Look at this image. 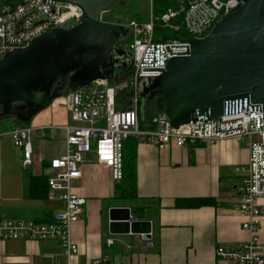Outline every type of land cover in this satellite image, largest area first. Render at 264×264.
I'll return each mask as SVG.
<instances>
[{"label": "built area", "instance_id": "2783aa9c", "mask_svg": "<svg viewBox=\"0 0 264 264\" xmlns=\"http://www.w3.org/2000/svg\"><path fill=\"white\" fill-rule=\"evenodd\" d=\"M176 1V11L168 10L159 17L150 14L143 23L131 22L125 26L131 31L126 53L132 63V73L124 82L127 83L125 104L131 106V110L115 109L117 95L108 81H95L67 97L72 119L77 125L62 128L65 151L49 160L46 181L48 201H55L54 194L62 193L59 197L61 210L44 223L0 219V242L57 241L67 264H70L78 253L71 239V227L86 204L85 199L73 193L72 185L81 178L86 156H93L92 162L106 168L112 182L117 184L122 178V146L129 137L158 150L171 143L181 148L232 140L245 145L248 150L247 164L235 168L239 177L235 188L238 211L244 217L241 228L248 234V239L236 249L217 248L216 256L233 264H264V249L258 237L261 215L258 202L264 199V109L249 106L232 110L216 121L196 118L176 130L168 125L161 113L154 117L153 129H139L138 98L142 85H148L160 76L167 62L174 56L185 54L188 48L187 41L154 42L155 23L168 27L180 17L189 38L201 39L222 16L242 4V0ZM81 17L82 10L74 4L47 0L1 1L0 59L27 47L34 39L54 29L75 26ZM31 133V129L23 127H13L8 133L13 146L21 151V166L24 169L32 165Z\"/></svg>", "mask_w": 264, "mask_h": 264}, {"label": "crops", "instance_id": "0c3cea01", "mask_svg": "<svg viewBox=\"0 0 264 264\" xmlns=\"http://www.w3.org/2000/svg\"><path fill=\"white\" fill-rule=\"evenodd\" d=\"M69 110L67 98L57 99L30 120L32 165L27 169L22 168L21 151L8 135L20 126L0 124V219L43 223L42 217L49 221L61 210V192L54 194L53 202L47 197L45 202L28 200L23 185L27 176L47 178L49 160L64 153L62 128L77 125ZM153 128L147 123L143 130ZM135 154V202L147 207L144 221L151 223L149 239L109 234V209L124 207L111 204L115 183L109 171L88 155L80 180L72 185L73 193L86 204L71 227L78 253L70 264H233L216 256V249H236L248 239L241 228L244 217L238 211L235 192L239 183L235 168L247 164L246 146L223 140L181 148L171 143L158 150L137 140ZM34 165L37 173L30 171ZM183 199H212L213 204L175 209L174 202ZM258 206V237L264 249V199ZM0 264H67V258L57 241H4L0 242Z\"/></svg>", "mask_w": 264, "mask_h": 264}, {"label": "water", "instance_id": "95a60500", "mask_svg": "<svg viewBox=\"0 0 264 264\" xmlns=\"http://www.w3.org/2000/svg\"><path fill=\"white\" fill-rule=\"evenodd\" d=\"M47 1L74 4L82 17L75 26L54 29L0 59V119L27 124L48 103L95 81H126L111 60L123 57L116 46L131 31L100 21L119 0ZM187 44L185 54L172 57L160 76L142 85L141 122L145 103L155 97L174 130L196 118L216 121L232 110L264 109V0H242L205 37L189 38ZM108 220L112 236L148 240L151 234V223L135 220L126 207L110 208Z\"/></svg>", "mask_w": 264, "mask_h": 264}, {"label": "trees", "instance_id": "16d2710c", "mask_svg": "<svg viewBox=\"0 0 264 264\" xmlns=\"http://www.w3.org/2000/svg\"><path fill=\"white\" fill-rule=\"evenodd\" d=\"M178 9V4L176 0H152L151 4V15L153 17H159L168 10L176 11ZM111 11V10H110ZM180 17L172 22L170 26H162L160 23L156 22L154 25L153 41L157 43H183L189 39V36L185 33L183 26L181 25ZM130 42V40H129ZM127 91L125 92V96ZM128 106L125 103H121L116 100L115 109L123 110L127 109ZM139 109V107H138ZM163 111V103L159 97H155L151 102H146L143 108V122L139 120V110H138V122L139 129L144 128L147 123H152L154 117L161 114ZM0 119V121L5 120ZM16 126L23 128H28L29 123L21 124L18 121L11 120ZM153 124V123H152ZM137 140L134 137H129L124 141L122 146V178L121 181L114 186L112 200L120 201L124 203L122 207H128L130 209L131 215L135 220L144 221L145 220V210L147 207H131L128 205L129 202L135 201L137 199V188H136V147ZM45 176H27L23 185L24 198L28 200H37L40 202H45L47 197ZM213 204L212 199H198V200H177L174 202L175 209H192L202 206H209ZM47 218H41L40 220L44 222ZM42 223V222H41Z\"/></svg>", "mask_w": 264, "mask_h": 264}, {"label": "rangeland", "instance_id": "374dc122", "mask_svg": "<svg viewBox=\"0 0 264 264\" xmlns=\"http://www.w3.org/2000/svg\"><path fill=\"white\" fill-rule=\"evenodd\" d=\"M151 4H152V0H119L110 9L111 11L109 10L108 12H104L101 14L100 21L106 24L117 25L122 27L127 26L131 22L143 23L149 19V16L151 14ZM70 24L73 25L72 22ZM108 85L115 90L118 101H120L121 103H125L127 101L125 97V91L127 90V83H113L111 81H108ZM51 103H48L46 107L43 108L39 113L49 108ZM142 104H144V102H142ZM69 112L71 115L70 110ZM70 118L72 120V115L70 116ZM11 123H12L11 119H5L0 121V124H3L2 126H4V128L5 126H7V124L10 125ZM31 140L33 141V138ZM34 168L35 165L30 169V171L35 172ZM111 204L115 206L124 205L122 202L115 200L114 201L112 200ZM128 205L138 207V204L135 201L129 202Z\"/></svg>", "mask_w": 264, "mask_h": 264}, {"label": "flooded vegetation", "instance_id": "af4514ba", "mask_svg": "<svg viewBox=\"0 0 264 264\" xmlns=\"http://www.w3.org/2000/svg\"><path fill=\"white\" fill-rule=\"evenodd\" d=\"M129 40H130L129 33H126L123 40L120 43H118V45L116 46L117 48H119V50L123 52V57L117 58L113 56L111 60L113 66L120 69L118 72L121 73L120 78L122 80H127L132 73V63L129 58V55L126 53V48L128 46ZM53 88L54 86L52 87V89Z\"/></svg>", "mask_w": 264, "mask_h": 264}]
</instances>
